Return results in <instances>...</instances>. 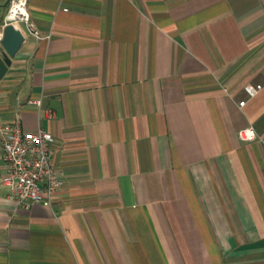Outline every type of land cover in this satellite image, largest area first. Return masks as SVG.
<instances>
[{
	"label": "crops",
	"instance_id": "crops-1",
	"mask_svg": "<svg viewBox=\"0 0 264 264\" xmlns=\"http://www.w3.org/2000/svg\"><path fill=\"white\" fill-rule=\"evenodd\" d=\"M27 8L0 126L52 133L62 184L25 208L0 181V264H264V0Z\"/></svg>",
	"mask_w": 264,
	"mask_h": 264
},
{
	"label": "built area",
	"instance_id": "built-area-1",
	"mask_svg": "<svg viewBox=\"0 0 264 264\" xmlns=\"http://www.w3.org/2000/svg\"><path fill=\"white\" fill-rule=\"evenodd\" d=\"M20 22L34 36L42 37L31 19L27 0H9L7 13L0 26V39L4 25L11 23L17 27ZM260 88V84L244 85L249 97L254 96ZM244 103L245 100L239 101V105ZM49 114L52 116L54 113L49 111ZM237 136L241 141H251L257 137V133L252 126H248L239 129ZM53 143L54 137L47 130H24L18 115L13 121L0 126V146L5 167L0 172V181L11 187L12 197L22 207L28 208L33 203L51 205L53 195L62 184L53 163Z\"/></svg>",
	"mask_w": 264,
	"mask_h": 264
},
{
	"label": "water",
	"instance_id": "water-1",
	"mask_svg": "<svg viewBox=\"0 0 264 264\" xmlns=\"http://www.w3.org/2000/svg\"><path fill=\"white\" fill-rule=\"evenodd\" d=\"M24 36L21 31L11 23L2 28V37L0 39V78L5 74L11 63V58L19 49Z\"/></svg>",
	"mask_w": 264,
	"mask_h": 264
}]
</instances>
